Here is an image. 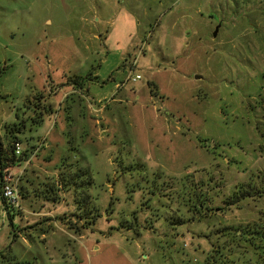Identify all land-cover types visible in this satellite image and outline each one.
I'll return each instance as SVG.
<instances>
[{"label":"rangeland","instance_id":"1","mask_svg":"<svg viewBox=\"0 0 264 264\" xmlns=\"http://www.w3.org/2000/svg\"><path fill=\"white\" fill-rule=\"evenodd\" d=\"M12 134L0 263L264 264V0H0Z\"/></svg>","mask_w":264,"mask_h":264},{"label":"built area","instance_id":"2","mask_svg":"<svg viewBox=\"0 0 264 264\" xmlns=\"http://www.w3.org/2000/svg\"><path fill=\"white\" fill-rule=\"evenodd\" d=\"M135 65L136 61L133 63V66ZM138 79H140V76L136 75L132 78V81L135 82ZM13 147L15 157L22 158L23 160L17 166L10 165L3 169L0 177V194L8 208L11 207L18 209L20 208L18 204L20 179L26 172L34 157L37 155L38 150L36 148L25 150L20 142H15ZM25 151L29 154L28 158L25 157Z\"/></svg>","mask_w":264,"mask_h":264},{"label":"trees","instance_id":"3","mask_svg":"<svg viewBox=\"0 0 264 264\" xmlns=\"http://www.w3.org/2000/svg\"><path fill=\"white\" fill-rule=\"evenodd\" d=\"M15 142H20L19 138L15 135V134H12L10 140L8 141V148H3L2 145H0V177H1V174H2V171L3 169H5L7 166H17L21 163V161L23 160L22 158H16L15 155H14V143ZM25 157L28 158L29 157V154L27 153V151H25ZM1 193V192H0ZM238 197L239 198H245V197H250L251 193H249L248 191H245V193H238ZM242 194V195H240ZM237 196V195H236ZM0 198H1V201H2V204H3V207L5 208V210L7 212H9V208L6 204V202L3 200V198L1 197V194H0ZM259 235V239L260 240H264V233H258Z\"/></svg>","mask_w":264,"mask_h":264},{"label":"crops","instance_id":"4","mask_svg":"<svg viewBox=\"0 0 264 264\" xmlns=\"http://www.w3.org/2000/svg\"><path fill=\"white\" fill-rule=\"evenodd\" d=\"M30 148V146H28V148H25V150H28ZM24 196H22V198H23ZM20 206V205H19ZM3 204H2V201H1V198H0V213H1V211L3 212ZM5 209V208H4ZM13 209H16V208H13ZM9 212H7V214H8ZM37 213H33V216H35V217H39L38 215H36ZM9 215V214H8ZM10 217V216H9ZM25 220H28V217L26 216L25 218H24ZM35 223H37V222H35ZM12 224V223H11ZM28 227V226H27ZM27 233H29V229H27V230H24V229H20V231H15L13 234V239L15 240L16 238H21L22 240H24L25 242H27V239H25V236H23L24 234H27ZM0 264H2V263H0ZM15 264H23V262L22 263H20L19 261H16L15 262Z\"/></svg>","mask_w":264,"mask_h":264},{"label":"water","instance_id":"5","mask_svg":"<svg viewBox=\"0 0 264 264\" xmlns=\"http://www.w3.org/2000/svg\"><path fill=\"white\" fill-rule=\"evenodd\" d=\"M218 30H219V26L213 32V37H216ZM196 78L199 79L200 77H196Z\"/></svg>","mask_w":264,"mask_h":264}]
</instances>
